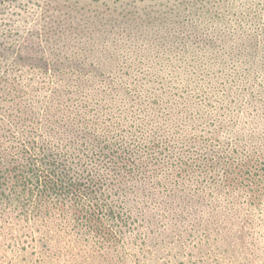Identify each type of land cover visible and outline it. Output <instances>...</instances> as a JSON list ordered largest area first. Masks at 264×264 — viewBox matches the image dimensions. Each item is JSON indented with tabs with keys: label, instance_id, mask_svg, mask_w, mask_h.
Here are the masks:
<instances>
[{
	"label": "rangeland",
	"instance_id": "1",
	"mask_svg": "<svg viewBox=\"0 0 264 264\" xmlns=\"http://www.w3.org/2000/svg\"><path fill=\"white\" fill-rule=\"evenodd\" d=\"M215 1L224 17L201 23L203 52L148 56L128 55L107 27L102 12L126 0H0V131H11L0 164L20 161L28 138L67 169L83 163L120 239L109 246L67 215L24 210L7 180L0 264H264V0ZM92 139L128 149L130 168L115 178L89 160ZM248 157L251 172L228 186L224 161Z\"/></svg>",
	"mask_w": 264,
	"mask_h": 264
},
{
	"label": "trees",
	"instance_id": "2",
	"mask_svg": "<svg viewBox=\"0 0 264 264\" xmlns=\"http://www.w3.org/2000/svg\"><path fill=\"white\" fill-rule=\"evenodd\" d=\"M126 2L129 3L128 7L120 11L102 12V14L106 17L105 20L109 21L107 27L110 32L120 33L124 41H127L125 48H129L126 52L128 55L201 53L203 50L198 46L208 44V41H204L206 39L201 31H198L199 27H202L204 18L208 17L213 22L222 20L221 17H224L209 6L210 4L220 5L219 1L215 0H126ZM190 18H195V22L190 21ZM209 26L211 31L215 30V26L210 24ZM221 36L217 38L221 39ZM195 42L199 43L193 49L192 44ZM209 47L210 45L207 49ZM32 116L31 113L30 116L25 117V120ZM30 123L26 124L27 133L31 129ZM68 123L73 122L68 121ZM69 130L73 135L74 132L79 133L71 127ZM79 134L83 138L85 133ZM0 135L11 139L10 127L5 126L0 131ZM85 140L81 148L86 147ZM91 141L95 149L88 151L89 154L85 156L94 161L99 157L104 159L108 163V170H112L113 177L117 178L121 175L119 172L130 168L128 149L119 147V144L114 143L115 141L113 143L108 141L102 143L96 139ZM17 148L20 161L11 162L9 158L4 165L0 164V187L3 188L2 185H5L7 180L13 182L20 193L21 207L24 210L29 208L34 215L43 213L49 217L67 215L72 225H78L79 222L89 225L101 242L105 241L109 246L120 242L117 233L105 223L103 218V216L116 218L117 215L104 196L100 197L103 186L100 178H95L96 176L88 172L83 173L86 171L82 168L83 163L77 166V169H67L61 161H58L53 150L47 147L44 141L38 142L37 138H28L24 143H19ZM0 150V156L4 158L8 151L2 147L1 143ZM254 162L255 160L251 157L245 158L237 165L224 161V180L228 182L227 185L233 186L243 181V175L251 172ZM211 165L213 162L207 166ZM19 212L20 209L16 213ZM196 222L198 221H192V224L196 225ZM172 240L174 241V237L169 234L166 239L161 236L160 243L166 246V243Z\"/></svg>",
	"mask_w": 264,
	"mask_h": 264
}]
</instances>
